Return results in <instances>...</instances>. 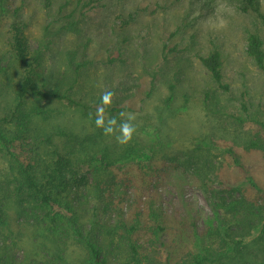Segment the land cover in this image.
Instances as JSON below:
<instances>
[{
  "label": "trees",
  "instance_id": "trees-1",
  "mask_svg": "<svg viewBox=\"0 0 264 264\" xmlns=\"http://www.w3.org/2000/svg\"><path fill=\"white\" fill-rule=\"evenodd\" d=\"M236 1L240 12L260 15V0ZM4 43L0 96H8V104L0 115V153L6 159L0 173V264H152L155 248L164 255L158 264H264V187L244 159L247 153L261 156L259 169L264 168V120L244 141L246 153L212 141L194 143L181 160L152 140L96 149L100 129L81 138L44 127L52 102L97 113L101 94L76 95L89 62L67 55L63 69H48L47 46L32 49L18 21L10 23ZM245 53L264 73V41L257 33L247 34ZM197 58L214 86L228 92L220 53ZM213 94L207 89L204 102ZM130 109L114 103L105 114L118 120L119 112ZM241 112L249 118L245 103ZM211 150L227 155L224 171L211 160ZM194 182L212 211L202 233L195 211L184 203V186ZM165 187L177 196L180 211L163 200Z\"/></svg>",
  "mask_w": 264,
  "mask_h": 264
},
{
  "label": "rangeland",
  "instance_id": "rangeland-1",
  "mask_svg": "<svg viewBox=\"0 0 264 264\" xmlns=\"http://www.w3.org/2000/svg\"><path fill=\"white\" fill-rule=\"evenodd\" d=\"M1 4L5 10L0 12V52L6 51L10 23L18 21L24 24L32 49L47 46L48 69L55 65L63 69L69 63L67 55L78 62L88 61L77 97L90 99L105 89L114 91L112 105L127 103L132 109L125 112L136 115L132 141L160 142L162 153L178 155L180 160L194 143L203 141L246 153L244 141L257 132V121L264 120V73L245 53L248 33H257L264 41V0H260V15L240 12L236 0H85L79 6L77 0H0ZM211 50L220 53L228 92L214 86L198 61L199 55ZM108 58L114 60L109 63ZM207 89L214 94L205 103ZM242 103L247 105L249 118L241 112ZM7 104L8 96H0V115ZM48 109L45 129L60 127L81 138L98 130L96 114L90 109L55 102ZM237 116L246 120L239 122ZM105 118L110 117L105 114ZM97 141L96 149L122 147L103 133ZM244 156L264 187V168L259 169L262 157ZM210 157L219 170L227 168V155L221 150H211ZM5 168L6 159L0 153L1 174ZM164 189L168 193L162 198L172 203L170 210L180 211L173 190ZM184 200L195 211L202 233L212 211L198 184L184 186ZM150 256L152 264L163 262L164 255L157 248Z\"/></svg>",
  "mask_w": 264,
  "mask_h": 264
},
{
  "label": "clouds",
  "instance_id": "clouds-1",
  "mask_svg": "<svg viewBox=\"0 0 264 264\" xmlns=\"http://www.w3.org/2000/svg\"><path fill=\"white\" fill-rule=\"evenodd\" d=\"M115 92L105 89L101 94V102L97 106L95 127L102 130L103 135L114 137L117 144L126 146L129 144L135 133L136 125L134 123L136 115L132 112L121 111L118 113L120 120L115 116L105 118V109L113 103Z\"/></svg>",
  "mask_w": 264,
  "mask_h": 264
}]
</instances>
